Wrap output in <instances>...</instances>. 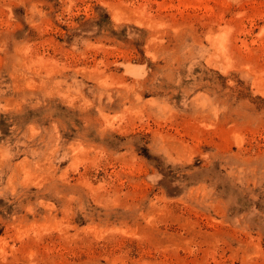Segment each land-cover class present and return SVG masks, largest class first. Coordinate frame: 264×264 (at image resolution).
I'll use <instances>...</instances> for the list:
<instances>
[{"label":"rangeland","instance_id":"1","mask_svg":"<svg viewBox=\"0 0 264 264\" xmlns=\"http://www.w3.org/2000/svg\"><path fill=\"white\" fill-rule=\"evenodd\" d=\"M0 264H264V0H0Z\"/></svg>","mask_w":264,"mask_h":264}]
</instances>
